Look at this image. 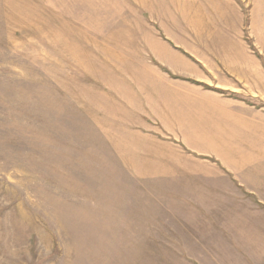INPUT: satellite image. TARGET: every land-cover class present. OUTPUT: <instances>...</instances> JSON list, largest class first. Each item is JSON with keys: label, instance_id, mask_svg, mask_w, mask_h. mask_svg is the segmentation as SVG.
Segmentation results:
<instances>
[{"label": "rangeland", "instance_id": "374dc122", "mask_svg": "<svg viewBox=\"0 0 264 264\" xmlns=\"http://www.w3.org/2000/svg\"><path fill=\"white\" fill-rule=\"evenodd\" d=\"M161 80L226 102L229 151L160 128ZM242 172L264 176V0H0V264H245L217 239Z\"/></svg>", "mask_w": 264, "mask_h": 264}, {"label": "crops", "instance_id": "0c3cea01", "mask_svg": "<svg viewBox=\"0 0 264 264\" xmlns=\"http://www.w3.org/2000/svg\"><path fill=\"white\" fill-rule=\"evenodd\" d=\"M156 42V46L159 45L157 52L160 55V60L161 58L165 60L167 65H174L176 61L182 59L177 57L165 44L157 40ZM182 60L187 61L185 58ZM165 61L162 62L166 65ZM174 69L178 70V66H175ZM176 81L178 82L161 80L154 83L156 91L152 97L150 96V103L146 104L147 109L145 108V110L147 113L153 112L155 118L161 124L160 128L174 138L175 136H198L199 139H202L200 143L204 147L203 150L210 151L211 141L209 137L215 134V136L218 135L220 137L219 141L215 142L218 143L219 148L211 149L212 152L223 153L229 151L227 147L232 142L228 141L225 136H228V131L232 132L235 128L230 126L229 119L225 120L230 114L221 104L226 102L217 98H213L212 101V94L209 91L204 90V88L196 90L187 86L191 82L186 80ZM216 104H220V106ZM132 105H135V103H132ZM137 110L140 111L141 108L136 106L133 111ZM145 122H148V120ZM181 145L186 147L187 144L180 143ZM174 151L178 158V150L174 148ZM155 159L159 164V166L155 167V169L159 170L157 174L162 175L161 179H170L165 180L164 183L175 184L178 182V184H189L190 181V183L198 185L205 184V177H202L201 181L199 177L187 176L190 167L179 163L178 160H172L171 155L163 156V153L158 154L155 152ZM216 163L219 167H226L221 162ZM233 169L240 171V168ZM176 174L180 175L175 176ZM228 179L237 189L243 190V187L247 186V184H252L254 187L250 188L248 193L239 192L240 194H237L238 199L234 209L236 216L232 221L222 223L225 225L226 232L223 233L220 230L217 238L219 246L221 249H226L228 253L232 250L237 255L235 256L237 261L240 256L244 258L245 264L249 263V259L251 264H264V176H256L255 173L252 178H247L243 176L242 172V176H232L228 177ZM180 191H182V195L186 194V190ZM195 206H192V208L202 210L203 217H210L205 211V207ZM219 223L221 222L219 221ZM204 224L206 225L205 222Z\"/></svg>", "mask_w": 264, "mask_h": 264}]
</instances>
